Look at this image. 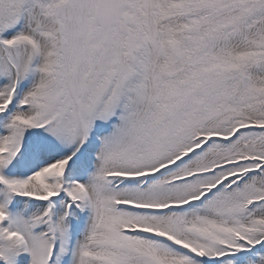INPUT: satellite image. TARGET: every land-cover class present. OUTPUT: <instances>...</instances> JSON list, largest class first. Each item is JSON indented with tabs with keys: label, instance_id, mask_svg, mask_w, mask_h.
<instances>
[{
	"label": "snow or ice",
	"instance_id": "6c2138e0",
	"mask_svg": "<svg viewBox=\"0 0 264 264\" xmlns=\"http://www.w3.org/2000/svg\"><path fill=\"white\" fill-rule=\"evenodd\" d=\"M0 264H264V0H0Z\"/></svg>",
	"mask_w": 264,
	"mask_h": 264
}]
</instances>
